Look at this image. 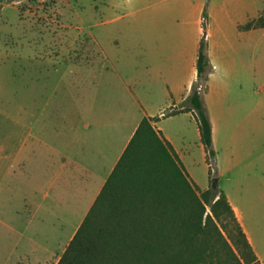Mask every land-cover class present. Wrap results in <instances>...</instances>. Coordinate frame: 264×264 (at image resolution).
Listing matches in <instances>:
<instances>
[{
    "label": "crops",
    "instance_id": "crops-1",
    "mask_svg": "<svg viewBox=\"0 0 264 264\" xmlns=\"http://www.w3.org/2000/svg\"><path fill=\"white\" fill-rule=\"evenodd\" d=\"M117 2L124 9L137 3L141 7L132 14L139 13L152 21L165 17L173 28L160 32L142 30L139 37L137 32L126 28L117 39H109V46L102 32L89 33L92 45L87 50L96 52L99 58L89 64L77 59L85 47L68 46L67 37L72 31L61 29L51 34L49 42L34 47L28 56L31 98L48 90L60 100L62 117L60 130L55 132L60 147L51 145L46 157L45 171L49 177L41 199L45 211L81 212L77 223L80 227L144 119L150 120L172 147L195 187L201 192L211 188L210 177L203 180L194 170L199 154L210 172L198 121L193 111H183L188 108L187 100L198 81L197 60L206 32L208 43L204 52L213 70L203 100L218 156L217 188L226 196L257 258L264 264V205L256 203L258 195L264 204V169L259 170L261 188H258L255 136V35L264 29H239L253 20L250 17L256 0ZM106 12L104 8L99 26L114 21L106 19ZM215 20L216 28L212 30L211 21ZM70 53H77L76 58L71 59ZM57 77L59 81L55 84ZM173 109L177 114L168 115ZM247 132L253 134L245 143ZM8 160L5 142L0 147V166ZM34 191L35 187L31 192ZM5 228L2 200L0 240ZM30 255H23L13 264H37L36 257Z\"/></svg>",
    "mask_w": 264,
    "mask_h": 264
},
{
    "label": "rangeland",
    "instance_id": "rangeland-1",
    "mask_svg": "<svg viewBox=\"0 0 264 264\" xmlns=\"http://www.w3.org/2000/svg\"><path fill=\"white\" fill-rule=\"evenodd\" d=\"M140 7L134 3L131 8L124 9L117 0H39L36 3L19 0L0 4V147L6 142L10 155V160L0 166V204L3 200L6 220L5 235L0 240V264H13L29 253L31 258L36 257L37 264H57L83 215L71 212L72 209L57 214L45 211L41 201L49 177L45 171L46 157L51 145L60 147V139L55 132L60 130L62 117L59 113L60 100L48 90L38 94L37 98L30 96L27 66L30 52L34 47L47 43L54 32L66 29L72 31L66 44L84 46L86 50L78 53L77 59L89 64L98 57L96 52L87 50L92 45L89 33L102 32L109 46V39H117L126 28L137 32L134 34L138 37L142 30L160 32L173 28L165 17H155L152 21L142 18L139 13L132 14ZM104 8L107 10L106 19L114 21L99 26ZM263 12L264 0H256L250 18L257 19ZM215 28L216 20L211 21V29ZM207 43L208 40H205L203 52ZM255 46L256 185L259 188V170L264 169V32H256ZM76 56L77 53L69 55L71 59ZM42 83L44 87V79ZM47 88L50 89L49 86ZM251 134H245V143L249 142ZM194 165V170L203 180L209 177L211 183L218 180L217 167H212L210 175L199 154ZM33 187L37 196L31 192ZM262 201L256 195V203L262 206Z\"/></svg>",
    "mask_w": 264,
    "mask_h": 264
},
{
    "label": "trees",
    "instance_id": "trees-1",
    "mask_svg": "<svg viewBox=\"0 0 264 264\" xmlns=\"http://www.w3.org/2000/svg\"><path fill=\"white\" fill-rule=\"evenodd\" d=\"M17 1L0 0V4ZM207 17L205 11V30ZM239 29H264V13ZM203 44L197 60L198 81L183 111L195 114L212 175L217 153L203 95L213 68ZM57 264L261 262L224 193L212 186L199 191L172 147L144 119Z\"/></svg>",
    "mask_w": 264,
    "mask_h": 264
},
{
    "label": "water",
    "instance_id": "water-1",
    "mask_svg": "<svg viewBox=\"0 0 264 264\" xmlns=\"http://www.w3.org/2000/svg\"><path fill=\"white\" fill-rule=\"evenodd\" d=\"M206 38H207V33L205 32L203 34V37H202V43L206 40ZM217 184H218V180H216V179L213 180V182H212V188L215 189L217 187Z\"/></svg>",
    "mask_w": 264,
    "mask_h": 264
},
{
    "label": "built area",
    "instance_id": "built-area-1",
    "mask_svg": "<svg viewBox=\"0 0 264 264\" xmlns=\"http://www.w3.org/2000/svg\"><path fill=\"white\" fill-rule=\"evenodd\" d=\"M202 89H203V87L200 86L199 91H202ZM174 111H175V110L173 109L172 111L169 112V114L172 113V112H174Z\"/></svg>",
    "mask_w": 264,
    "mask_h": 264
}]
</instances>
